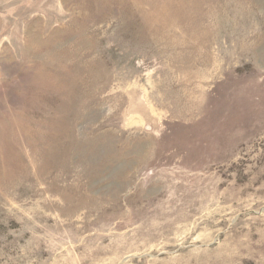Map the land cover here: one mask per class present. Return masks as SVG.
<instances>
[{"label":"rangeland","instance_id":"obj_1","mask_svg":"<svg viewBox=\"0 0 264 264\" xmlns=\"http://www.w3.org/2000/svg\"><path fill=\"white\" fill-rule=\"evenodd\" d=\"M0 264H264V0H0Z\"/></svg>","mask_w":264,"mask_h":264}]
</instances>
